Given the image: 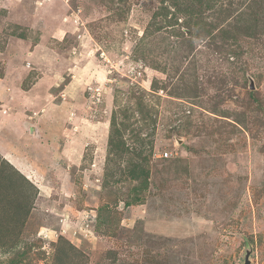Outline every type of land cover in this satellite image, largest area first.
Returning <instances> with one entry per match:
<instances>
[{
  "label": "rangeland",
  "instance_id": "obj_1",
  "mask_svg": "<svg viewBox=\"0 0 264 264\" xmlns=\"http://www.w3.org/2000/svg\"><path fill=\"white\" fill-rule=\"evenodd\" d=\"M248 254L264 264V0H0V264Z\"/></svg>",
  "mask_w": 264,
  "mask_h": 264
},
{
  "label": "crops",
  "instance_id": "obj_2",
  "mask_svg": "<svg viewBox=\"0 0 264 264\" xmlns=\"http://www.w3.org/2000/svg\"><path fill=\"white\" fill-rule=\"evenodd\" d=\"M10 143H12L11 141H9ZM6 146V145H5ZM10 147H12L11 145H9ZM10 153L14 156H17L18 157V161L19 163L22 165V166H25L27 169H29V173L30 174H35L34 172V169H32L29 164L25 161V158L23 156H20V155H16L13 151V149H9ZM5 155V154H4ZM27 160V159H26ZM28 161V160H27ZM29 162V161H28ZM31 164V162H29ZM17 167V166H16ZM34 168V167H33Z\"/></svg>",
  "mask_w": 264,
  "mask_h": 264
},
{
  "label": "trees",
  "instance_id": "obj_3",
  "mask_svg": "<svg viewBox=\"0 0 264 264\" xmlns=\"http://www.w3.org/2000/svg\"><path fill=\"white\" fill-rule=\"evenodd\" d=\"M114 131H116V132H117L116 134H119V135H121V134H120L121 132L119 131V129H118V128H115V130H114ZM115 145H120V146H123V145H122V142H121L120 144H115ZM141 166H142V165H135V166H134L135 168L132 170V175H133V177H134V178H137V175H134V174H135V169H136V168H140Z\"/></svg>",
  "mask_w": 264,
  "mask_h": 264
},
{
  "label": "water",
  "instance_id": "obj_4",
  "mask_svg": "<svg viewBox=\"0 0 264 264\" xmlns=\"http://www.w3.org/2000/svg\"><path fill=\"white\" fill-rule=\"evenodd\" d=\"M245 264H251L250 263V260H249V254L246 256V262H245Z\"/></svg>",
  "mask_w": 264,
  "mask_h": 264
},
{
  "label": "built area",
  "instance_id": "obj_5",
  "mask_svg": "<svg viewBox=\"0 0 264 264\" xmlns=\"http://www.w3.org/2000/svg\"><path fill=\"white\" fill-rule=\"evenodd\" d=\"M169 154H168V152L167 153H165V156H168Z\"/></svg>",
  "mask_w": 264,
  "mask_h": 264
},
{
  "label": "bare ground",
  "instance_id": "obj_6",
  "mask_svg": "<svg viewBox=\"0 0 264 264\" xmlns=\"http://www.w3.org/2000/svg\"><path fill=\"white\" fill-rule=\"evenodd\" d=\"M10 161H12V157H11V160ZM23 168H25V166H23Z\"/></svg>",
  "mask_w": 264,
  "mask_h": 264
}]
</instances>
